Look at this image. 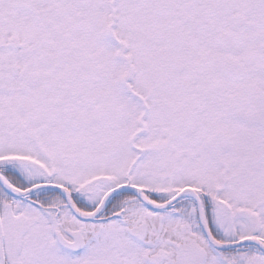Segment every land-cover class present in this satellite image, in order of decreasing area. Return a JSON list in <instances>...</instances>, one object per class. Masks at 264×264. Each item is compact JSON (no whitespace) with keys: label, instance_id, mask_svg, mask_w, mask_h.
<instances>
[{"label":"snow or ice","instance_id":"obj_1","mask_svg":"<svg viewBox=\"0 0 264 264\" xmlns=\"http://www.w3.org/2000/svg\"><path fill=\"white\" fill-rule=\"evenodd\" d=\"M0 264H264V0H0Z\"/></svg>","mask_w":264,"mask_h":264}]
</instances>
